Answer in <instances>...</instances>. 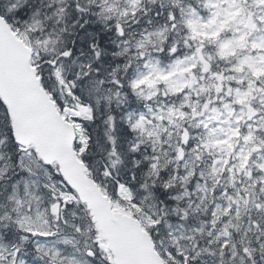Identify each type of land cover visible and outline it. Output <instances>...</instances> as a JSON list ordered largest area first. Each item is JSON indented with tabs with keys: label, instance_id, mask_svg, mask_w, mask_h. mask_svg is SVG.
Returning <instances> with one entry per match:
<instances>
[{
	"label": "snow or ice",
	"instance_id": "6c2138e0",
	"mask_svg": "<svg viewBox=\"0 0 264 264\" xmlns=\"http://www.w3.org/2000/svg\"><path fill=\"white\" fill-rule=\"evenodd\" d=\"M0 264H264V0H0Z\"/></svg>",
	"mask_w": 264,
	"mask_h": 264
}]
</instances>
